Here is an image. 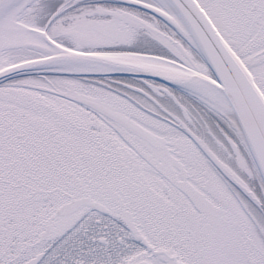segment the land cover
Here are the masks:
<instances>
[{"label":"snow or ice","instance_id":"1","mask_svg":"<svg viewBox=\"0 0 264 264\" xmlns=\"http://www.w3.org/2000/svg\"><path fill=\"white\" fill-rule=\"evenodd\" d=\"M0 264H264V0H0Z\"/></svg>","mask_w":264,"mask_h":264}]
</instances>
